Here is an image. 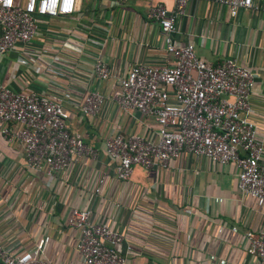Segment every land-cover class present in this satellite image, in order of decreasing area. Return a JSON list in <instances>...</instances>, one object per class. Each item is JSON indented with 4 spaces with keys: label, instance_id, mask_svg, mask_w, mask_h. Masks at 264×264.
<instances>
[{
    "label": "crops",
    "instance_id": "1",
    "mask_svg": "<svg viewBox=\"0 0 264 264\" xmlns=\"http://www.w3.org/2000/svg\"><path fill=\"white\" fill-rule=\"evenodd\" d=\"M155 3L171 7L172 0H78L72 15L49 19L51 31L44 36L48 54L88 61L99 51L113 74H123L134 62L162 64L167 57L161 31L146 18L147 8ZM67 33L86 47L80 52ZM172 38L177 46L190 42L195 54L212 64L234 57L252 71L246 114L264 147V12L243 9L231 17L222 5L189 0ZM29 60L27 66L19 63L13 51L0 56V80L18 89L43 90L52 76L42 58ZM76 69V89L85 84L107 96L96 116L70 109L66 120L68 128L78 130L84 143L96 149V157L76 164L67 180L57 175L47 181L24 166L18 144L0 138V244L17 252L43 235L45 254L54 264H84L74 251L76 232L67 217L73 207H90L94 217L121 233L116 249L125 254V264H258L246 253L241 233L264 229V211L237 192L236 167L183 152L164 169L135 165L126 180L116 179L102 153L109 129L117 126L124 135L152 137L155 124L135 111L119 110L107 84L87 79L82 66ZM67 76L62 72L52 79L64 85ZM260 164L264 166V153ZM101 173L106 178L94 195L92 187ZM112 202L119 205L114 212Z\"/></svg>",
    "mask_w": 264,
    "mask_h": 264
},
{
    "label": "built area",
    "instance_id": "2",
    "mask_svg": "<svg viewBox=\"0 0 264 264\" xmlns=\"http://www.w3.org/2000/svg\"><path fill=\"white\" fill-rule=\"evenodd\" d=\"M77 1L11 0L9 6L6 0H0V56L13 51L16 60L26 66L29 58H42L45 72L53 78L62 72L69 74L64 85L48 78L50 82L43 90L18 89L0 80V138L18 144L24 166L47 181L57 175L67 180L76 164L83 165L85 158L96 157V149L84 143L82 134L66 125L70 109L93 117L107 97L85 84L77 89L72 85L76 68L82 66L87 79L108 85L109 98L119 110L135 111L155 124L152 137L124 135L117 126L109 129L102 153L110 161L116 179L126 180L135 165L164 169L187 152L218 165L233 164L237 169V192L252 198L264 211V166L260 164L264 147L246 114L253 73L234 57L212 64L198 57L190 42L174 44L176 20L189 0H172L171 7L155 3L147 8L146 18L155 21L161 31L167 59L162 64L134 62L123 74H113L99 51H93L88 61L78 56L67 61L56 52L48 54L44 36L51 31L49 19L72 15ZM203 1L226 7L231 17L243 9L264 12V2ZM71 35L67 33L66 38L76 43L79 51L86 47ZM88 40L99 47L102 44L84 39ZM105 178L104 173L96 176L94 195L100 192ZM111 206L114 212L119 205L112 202ZM67 224L76 232L73 248L84 264L126 263L125 254L116 249L122 241L121 233L94 217L90 207L71 208ZM241 237L246 253L264 264V229L244 231ZM45 243L46 238L39 235L29 248L17 252L0 244V264H54L45 254Z\"/></svg>",
    "mask_w": 264,
    "mask_h": 264
},
{
    "label": "clouds",
    "instance_id": "3",
    "mask_svg": "<svg viewBox=\"0 0 264 264\" xmlns=\"http://www.w3.org/2000/svg\"><path fill=\"white\" fill-rule=\"evenodd\" d=\"M6 3L10 6L11 5V0H6Z\"/></svg>",
    "mask_w": 264,
    "mask_h": 264
}]
</instances>
